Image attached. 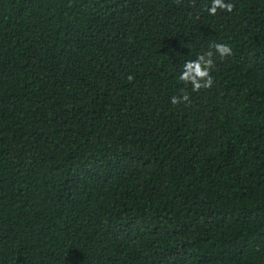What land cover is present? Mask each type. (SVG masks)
I'll return each mask as SVG.
<instances>
[{"label": "trees", "instance_id": "1", "mask_svg": "<svg viewBox=\"0 0 264 264\" xmlns=\"http://www.w3.org/2000/svg\"><path fill=\"white\" fill-rule=\"evenodd\" d=\"M211 2L0 0V264H264V0Z\"/></svg>", "mask_w": 264, "mask_h": 264}, {"label": "clouds", "instance_id": "2", "mask_svg": "<svg viewBox=\"0 0 264 264\" xmlns=\"http://www.w3.org/2000/svg\"><path fill=\"white\" fill-rule=\"evenodd\" d=\"M234 7L232 3L225 2V0H212L207 11L209 15L216 16L218 10L231 13ZM233 55L232 47L227 43H213L207 51L198 54L194 60H188L184 63L178 79L185 87L191 86L192 92L198 93L202 89H211L214 85V77L211 73L215 68V58L219 57L221 60H224ZM128 79L131 81L134 78L129 76ZM170 103L173 105L184 103L186 106H190L191 98L184 89H181V95L172 96Z\"/></svg>", "mask_w": 264, "mask_h": 264}]
</instances>
